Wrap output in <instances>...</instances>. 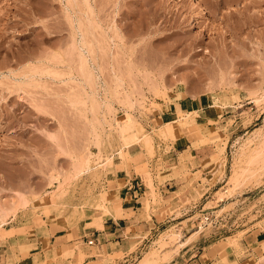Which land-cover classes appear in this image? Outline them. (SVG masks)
<instances>
[{"label": "rangeland", "instance_id": "obj_1", "mask_svg": "<svg viewBox=\"0 0 264 264\" xmlns=\"http://www.w3.org/2000/svg\"><path fill=\"white\" fill-rule=\"evenodd\" d=\"M89 3L0 0V203L14 204L0 233L107 213L113 161L160 155L182 130L213 153L163 208L176 219L129 261L90 264H157L185 243L183 257L207 245L204 264H264V0ZM184 97L205 108L160 125Z\"/></svg>", "mask_w": 264, "mask_h": 264}, {"label": "crops", "instance_id": "obj_2", "mask_svg": "<svg viewBox=\"0 0 264 264\" xmlns=\"http://www.w3.org/2000/svg\"><path fill=\"white\" fill-rule=\"evenodd\" d=\"M204 108L201 97H184L161 113L159 123L173 122L181 119L179 114ZM198 142L194 136H188L181 130L170 142L169 149L160 155L145 156L137 162L132 160L130 154L118 156L113 161L110 179L106 182L113 194V202L108 206L107 213L92 211L73 226L40 225L33 228L32 233H0V264H90L97 261L101 253L105 256L122 253L123 263L129 261L133 253L146 246L141 245L146 236L150 234L151 237L160 225L176 219L163 215V208L170 201L173 202L176 195L179 198L181 194L178 192L183 188L190 189L191 175L197 171H201L202 175L205 170L206 162L213 153L212 147ZM175 200L178 201L177 198ZM96 216H101V225H90ZM89 240L92 242L89 243ZM263 240L264 231L261 229L252 241L259 243ZM180 242L185 243V240L181 238ZM94 246H97L99 253H93ZM205 247L207 245L199 246L193 255L183 257L191 248L186 243L178 247L177 252L174 246H169L173 255L169 260L157 264L208 263L211 256H203ZM168 251L166 249L162 253ZM232 253L228 251L226 254L230 257ZM178 255L183 258L180 262L177 261ZM142 259L140 256L137 261Z\"/></svg>", "mask_w": 264, "mask_h": 264}, {"label": "bare ground", "instance_id": "obj_3", "mask_svg": "<svg viewBox=\"0 0 264 264\" xmlns=\"http://www.w3.org/2000/svg\"><path fill=\"white\" fill-rule=\"evenodd\" d=\"M21 1H23L24 3H25V5H30V8L31 7H33L34 8V6H36L37 8H38V5L40 4V1L41 0H21ZM85 4L87 5V6H89L90 5V3H89V0H85ZM199 7H200V10H199V14L200 15H207V13H208V11L205 9V7L202 5V4H200L199 3ZM88 8H90V6L88 7ZM36 9V8H35ZM23 18H26V16L25 15H23ZM72 36H73V38H72V42L73 43H75V39H76V37H75V33L74 32H72ZM83 42V41H82ZM264 140V139H263ZM262 148H264V147H262ZM88 160V159H87ZM86 161V160H85ZM88 162V161H87ZM76 164V163H75ZM86 165H87V163H86ZM78 170V169H77ZM12 202V201H11ZM16 204V203H15ZM13 202L12 203H6V204H3V203H0V219L3 217V216H5L6 214H8V212H9V210H11V208L13 207ZM107 210L105 209V212H106ZM82 216V213H81V211H80V209H76V210H73L72 212H70L68 215H67V217H66V219H65V222L66 223H72V224H74L73 222H77V220L80 218ZM60 217H61V215H59V216H57V218L56 219H60ZM90 217V216H89ZM94 218V217H93ZM100 221H101V216H96L95 218H94V220H93V222L92 223H90V224H95V225H98V226H100L101 224H100ZM72 226V225H71Z\"/></svg>", "mask_w": 264, "mask_h": 264}, {"label": "built area", "instance_id": "obj_4", "mask_svg": "<svg viewBox=\"0 0 264 264\" xmlns=\"http://www.w3.org/2000/svg\"><path fill=\"white\" fill-rule=\"evenodd\" d=\"M5 224H3L2 222H0V227L4 226ZM92 240H89V243H91Z\"/></svg>", "mask_w": 264, "mask_h": 264}]
</instances>
